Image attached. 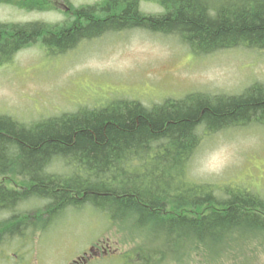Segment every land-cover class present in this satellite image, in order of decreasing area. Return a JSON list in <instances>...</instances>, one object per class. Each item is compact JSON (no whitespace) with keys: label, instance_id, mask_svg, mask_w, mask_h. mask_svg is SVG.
<instances>
[{"label":"trees","instance_id":"1","mask_svg":"<svg viewBox=\"0 0 264 264\" xmlns=\"http://www.w3.org/2000/svg\"><path fill=\"white\" fill-rule=\"evenodd\" d=\"M52 1L2 0L27 10ZM142 1L163 11L145 14ZM210 1L99 0L69 5L61 23H0V66L35 43L61 54L83 40L134 28L176 36L195 56L264 50V0ZM251 125L264 127L261 84L238 95L194 92L151 106L115 99L31 124L0 115V180L13 175L24 182L21 190L0 185V214L11 216L0 232L16 234L25 219L18 214L27 209H35L34 233L69 208L88 206L113 224L128 227L130 221L146 232L148 240L130 256L140 264H153L158 255L183 256L191 247L203 258L229 249L247 260L244 245L256 239L264 245V197L249 188L189 183L185 171L201 133ZM55 164L60 173L49 169ZM184 208L195 213L181 214ZM7 245L0 246V260Z\"/></svg>","mask_w":264,"mask_h":264},{"label":"rangeland","instance_id":"2","mask_svg":"<svg viewBox=\"0 0 264 264\" xmlns=\"http://www.w3.org/2000/svg\"><path fill=\"white\" fill-rule=\"evenodd\" d=\"M54 1L78 8L99 0ZM213 1L216 0L209 3L214 4ZM52 3L38 10H27L0 0V23L65 21L64 7ZM139 8L152 15L163 11L159 5L147 1H142ZM254 84L264 85V50L241 47L195 56L176 36L134 28L83 40L61 54L47 50L40 43L21 48L0 66V115L31 124L81 107L102 106L115 99H133L151 106L194 92L238 95ZM201 135L188 160L187 182L249 188L250 192L264 197V127L251 125ZM61 168L55 164L49 169L60 173ZM23 183L13 175L5 182L0 180V185L15 190H21ZM34 211L27 209L25 214H18L25 218L24 226L13 236L0 232V241L13 242L6 246L8 257L32 250V255H44L46 264H66L90 245L100 242V245L108 244L115 255L88 264L141 263L130 260V256L148 238L146 232L134 229L133 222L129 221L128 227L113 224L105 214L84 206L69 208L44 232L36 229L30 233L29 225L36 221ZM193 213V210H181V214ZM10 218L9 214H0V227ZM252 241L256 242L241 248L247 260L244 256L233 257L229 249L203 258L191 247L183 256L175 254L163 260L165 256L158 255L153 264H264L262 241Z\"/></svg>","mask_w":264,"mask_h":264},{"label":"flooded vegetation","instance_id":"3","mask_svg":"<svg viewBox=\"0 0 264 264\" xmlns=\"http://www.w3.org/2000/svg\"><path fill=\"white\" fill-rule=\"evenodd\" d=\"M104 241H108V240H104ZM0 242H1L0 246H2V247L7 245L6 242H4V241H0ZM11 243H13V242H11ZM29 244H32V243H29ZM105 247L107 248L108 244L100 245V242L95 243V245H90L89 248L86 251H83L80 256H75V258H73L72 260H70L66 264H88L92 260L99 259L102 256H104L106 254L105 253L106 252ZM109 247H108V250H109ZM5 249H6V247H5ZM18 250H21V249H18ZM102 251H103V253H102ZM98 253H102V254L95 256ZM7 254H8V252H7ZM7 254L0 260V264H46L45 256L44 255L38 256V254L32 255V250H30L29 252H27L25 254L20 253L21 254L20 256L13 254L12 258L8 257ZM17 254H19V253H17Z\"/></svg>","mask_w":264,"mask_h":264}]
</instances>
